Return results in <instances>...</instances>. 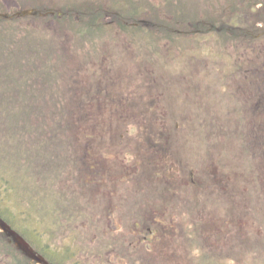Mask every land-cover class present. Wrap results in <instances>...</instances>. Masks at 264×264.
Returning <instances> with one entry per match:
<instances>
[{"label": "flooded vegetation", "instance_id": "obj_1", "mask_svg": "<svg viewBox=\"0 0 264 264\" xmlns=\"http://www.w3.org/2000/svg\"><path fill=\"white\" fill-rule=\"evenodd\" d=\"M37 1L40 3L41 0L31 2L36 5ZM105 1L103 0V2ZM166 1L168 4L164 6L165 0H129V6L123 11H129L130 20L110 19L107 22H99L105 24V34L107 33L103 34L105 36H100L104 40L100 45L101 49L99 47L98 51L83 53L82 67L77 69L76 75L73 74V85H71L79 94V98L74 101L75 106L98 108V116L90 115L82 121L76 117L71 118L70 122L82 130L72 132V134H76L72 138L66 133H61L59 137L58 132H54L50 139L57 138L60 142L62 138L67 139L69 147L62 148L60 143V152L53 153L56 155L55 162L45 163L49 159L45 154L40 159L39 183L41 180L45 181V189L40 193L38 204L41 201V206L38 208L36 216L40 221L46 218L43 215L47 214L43 206L45 200L43 195L46 192H51L50 195L60 210V216L48 230L49 237L57 236L56 227L62 226L65 238H71L80 233L74 223L78 214H81L82 219L92 218L95 220L93 226L97 229L92 239L96 236L100 237V244L98 243L95 249L98 250L99 246H102L104 251L111 252L115 264H212L211 262L217 261L216 259L219 257L216 252L228 251L225 252L227 255L231 253V250L228 249L230 248L228 242L232 239L231 231L224 233L222 230H214L210 227L214 223L213 217L206 223L208 217L202 221L203 218L197 217V211L194 210V214L190 213L191 209L186 211V208L206 203L203 196L210 197L208 203H218L222 197L224 199L232 191L233 181L237 180L233 176V166L231 163L227 165L223 161H219V164L215 163L217 151L239 153L247 148L252 153L253 159L257 157L259 160L260 169L258 167V170L262 174L260 190L264 192V65L260 68L241 71L244 98L241 92L242 99H240V105H236L237 111L232 113L235 117L232 122L257 123L253 131L248 134L247 140L240 141L243 148L236 147L238 137L242 136L241 129L232 130L225 133L226 135L215 130L217 129L215 124L221 119V116L211 117L205 122V127L210 129L209 132L204 131V125L200 127L203 130V148H198V144L193 141L196 140L198 143L197 135L192 136L196 147H192L186 140H181L179 132L182 131L179 129L184 128L182 124H191L192 119L199 118L196 113H193L192 106L186 102L189 99H194L197 90L202 89L203 86L197 87L193 84L186 86L185 81L189 76L184 78L185 81L182 80L184 85H171L170 73L161 71L162 73L159 74L157 70H153L151 59L154 49L153 32L137 30L138 27L148 28L160 24L162 27H169L153 21V14L158 13L156 10L166 11L167 8H171L180 11L177 0ZM211 1L205 5L207 9L200 10L196 19L193 20L195 27L197 24H207L209 28L216 27V22H219L223 17V10L226 15L229 13L232 17L238 18V15L234 13L233 5L224 3V8L219 12L212 7ZM235 1L237 0H233V2ZM241 1L247 6V9L243 11H249L248 7L252 3L257 4V12L264 13V0ZM68 2L83 10L85 6L91 4L89 0H68ZM11 3L15 6L18 5L15 0L12 2L4 0L8 9L11 8ZM154 5L162 7H155V10L153 9ZM95 7L96 5H94V9ZM122 7L121 0L116 1V6L108 1L107 4L98 6V10L107 13L110 8L112 14H117L118 9ZM242 14L244 15V13ZM185 20L180 19L179 21L182 24ZM50 21L54 22V20ZM88 21H81L80 24L83 27ZM171 21L176 22L175 20ZM176 23L179 25L178 21ZM221 24L219 28H231V31L225 29V36L223 34L220 36V38L223 36L230 39L229 43H244L250 38H258L253 36L248 28L242 27L239 31V27L234 24L227 25L228 23L225 22H221ZM255 24L262 28L259 34H264V26L258 25L264 24V17ZM243 25L246 23L243 22ZM250 26L249 21L248 27L250 28ZM172 30L180 32L179 29L173 28ZM154 32L157 30L155 29ZM229 32H236L237 35H232ZM183 36L180 38H185ZM238 37H241V40ZM129 38L132 44L136 42L139 45H144L143 50L138 51L137 45L133 44V53L126 52L130 47L125 41ZM158 38L156 43L159 45L165 44L164 41L168 38L178 39L175 36H160ZM183 41L181 40V42ZM104 44L111 46L104 47ZM147 48H149L148 51H146ZM116 49L119 51H114ZM164 54L159 52L156 59ZM6 55L10 56V53L5 51L2 56L0 53V80L4 81V87L8 90L3 96L5 91L3 92L0 87L2 94L0 105L4 102L7 108H23V110L21 116L15 118L16 124H11L7 120L1 122H3V129L6 133L11 127L13 131H21V137L24 138L26 135L25 108L73 107V104L72 101H66L65 105V100H58L54 87H49L50 95L42 100V88L46 86L41 84L40 77L36 78L34 83H31L29 78L26 83V71L23 67L21 72L16 69L17 74L13 75V79H11L7 71L10 62ZM36 70L35 73L38 74L40 71ZM187 73L195 74V72ZM251 75L255 80L249 83L248 77ZM77 83L86 89H77L75 86ZM94 84L97 85L95 89L93 88ZM256 88L260 92L256 93L254 90ZM189 91L192 94L188 93ZM252 91L255 94H251ZM251 95L253 102H249ZM215 96L216 94L212 93L211 100L217 99ZM224 96L226 97L225 94ZM194 102L198 104V102ZM212 106L215 105L210 104L204 107L201 102L199 114L202 119H207L208 109ZM227 106L225 105V108ZM37 113L39 120H31L37 124H42L44 121L46 124L53 125L57 122L56 120L54 122L52 117L47 118L41 116L40 112ZM185 119H189V121L186 123ZM118 121H122L124 125L129 124L128 127L131 131L128 128L117 131ZM93 123L98 124V132L87 131ZM189 132L191 133L192 129ZM41 135L40 131H36L33 137ZM221 138L227 139L226 144H228L222 146L219 143ZM96 139L100 140L98 146L94 143ZM217 140L219 141L217 142ZM74 145L79 147L74 148ZM117 150L119 153L116 152ZM121 150L130 154L127 156L121 153ZM79 152L80 154H78ZM66 154H69L70 158ZM85 157L94 158L92 162L95 164L85 161ZM128 158L133 160L131 161L133 164L127 163L130 162ZM203 161L207 162L206 165L203 164ZM52 163L55 164L54 178L50 177L51 174L47 176L46 173L49 171L47 165ZM123 165L126 166L123 167ZM41 166L46 168L42 169ZM222 167L226 169L225 172H222ZM206 168H208L207 171ZM247 171L250 170L247 169ZM48 177L50 180L47 179ZM53 180L56 182L55 187L51 186ZM90 183L100 185L101 188L97 193H93L95 198H91L89 195L90 200L88 201L85 199L83 187ZM109 183H113V186H107ZM116 183L119 186L117 196L115 195ZM224 201L229 202L230 200L224 199ZM4 213L0 212V220L8 228L4 229L0 226V264H39L35 258L28 256L17 246L14 235L16 238H23L32 253L36 257L45 258L47 264H69L58 258L57 250L48 248L46 244L43 245L38 236L34 234L31 236L30 233H27V230L30 229V226L25 222L28 216L22 219L7 212ZM56 214L58 213H51L54 217ZM216 234L224 238L222 240L225 244H219L217 240L203 244L207 236ZM205 247L207 248L205 249ZM260 251L257 253L258 256H261ZM110 263L108 262V264ZM229 263L232 264L233 261H229Z\"/></svg>", "mask_w": 264, "mask_h": 264}, {"label": "rangeland", "instance_id": "obj_2", "mask_svg": "<svg viewBox=\"0 0 264 264\" xmlns=\"http://www.w3.org/2000/svg\"><path fill=\"white\" fill-rule=\"evenodd\" d=\"M7 1L12 2V0ZM15 1L18 5L15 6L13 3H11L12 6L10 9H8L4 4V0H0V13H7L8 10H15L19 7L25 10L30 9L35 10V12L37 11V8L35 7H38V4L35 5L32 3H28L29 0ZM89 1H91V4L85 6L84 10L82 8L75 7L74 4H70L68 0H61L56 4L55 1L49 0L44 4H40L41 7L42 5H44V9L38 11L43 12L49 11L48 9L53 10V17L44 15L41 18L37 16L38 14H27L11 18H0V49L2 51L5 47L9 48V44L11 43V41H14L16 43L19 48L18 50H16V52L21 54L19 58V67H16V69L21 72L22 67L24 68L25 66L26 69L31 70L28 64H31L33 66L40 64V72L36 74L32 71V75L30 76V82H35L36 78L39 79V77L40 79H42V81H44L45 84L48 81L52 83L57 82L55 83L57 89H55L58 93V99L60 101L65 100V105L66 101H72L73 104V107H33L24 109L25 114H27L25 116V122L26 124L30 123L28 125L30 130H34L36 129V127L40 126V132L43 131V134L49 133V137L37 136V140L30 137V133L27 132V129V134L24 139H21V135L19 136V138L15 137V134L11 135L13 137H10V134H8V136H4L3 133L5 131L3 129L2 123L7 120L10 121L11 124H16L17 120H15V118L21 116L23 108H18L17 111L15 110V108H9L11 109L9 111V114H4L6 110L4 102L0 105V212H7L8 214H13L17 218L21 217L22 219L28 216L25 220L26 224L30 226V229L27 230V233H30L31 236L33 234L38 236L41 239L43 245L46 244L48 248L52 250H57L58 258H60L65 263L68 262L69 264H108V262H111L110 264H115L112 260L113 256L111 252L104 251V247L102 246H99L98 250L95 249L96 245L98 243L100 244V237L98 238L96 236L92 239V237L97 232V229H95L93 226L95 220L92 218L86 219L85 217L84 219H82L81 214H78V216L74 220V223L77 225L78 231L80 230V233L74 235L71 238H65L62 226L56 227L57 236L52 235L51 237H49L48 230L50 229L51 224L56 220L57 217L60 216V210L58 207H56L54 199H52V196L50 195L51 192H46L45 195H43V199H45L43 201V206L45 207V211L47 212V214L43 215H45L46 218L40 221L36 216L38 208L41 206V201L38 204V199L40 197V193L45 189V181L41 180V182L39 183L40 159L42 155L45 154L49 158L48 161H46L45 163H48L50 161L55 162L56 155H53V153L60 152V143L62 144V148L69 147V140L62 138V141L60 142L57 138L50 139V137L54 132L66 133V135L70 136L71 138L75 136L76 134H72V132L77 131V127H75V125L70 122L71 118H84L85 113L83 112L86 110H84V108H80V106H75L74 101L79 98V94H77L78 92L71 85H73V74L75 73L76 75L75 69L76 67H78V65L75 66V64L82 61L80 59L83 57L81 52L85 51V49L87 50L88 47L86 45L85 49L84 47H77L74 50V45H79V42H77L76 40L77 29L68 27L67 24L75 23L76 25H79L81 21L90 20L96 15V18H98L99 22H107L110 19L117 20V15L112 14L110 8L107 13L105 11L98 10V6L104 3L107 4V0L105 2H103V0H100V2H98V0ZM255 1L258 2V0H252V2ZM177 2L180 11L177 9H173L171 12L156 10L155 7L162 6L154 5L153 9L158 11L159 16H157L158 19L154 18L153 21L168 25L170 29H173L175 27L184 31L189 29L197 30H192L190 34L185 33L187 34L186 36H183L185 38L177 39V41L179 42L180 40H184L185 50L178 49V46L175 45V43L167 44L172 42L170 38L164 41L165 44H158L156 46V42L159 39L158 37L171 36L172 33L161 35L160 29L159 33L153 32V44L155 46L152 53L153 58L151 59L155 60L159 52L165 53L167 61L163 63L162 61H160V59L158 60L159 65L157 64L158 66H156L167 68L160 69L161 71L169 70L168 73H170L169 80L171 79V85H184L182 80L185 81L184 78L186 76H189V78L185 81L186 86L191 84L197 85V87L203 86L202 89L197 90L194 99H189L186 102L187 104L192 106L193 113H196L199 118H196L195 120L192 119V123L190 122L191 124H182L184 128L181 127L179 129L180 131H182L181 133L179 132V138L181 140H186L188 144L192 145V147H196V145H194L193 143L194 141L195 144H198V148H203V130L200 127L204 125V131L209 132L210 129L205 127V122L208 121L211 117L215 118L221 116V119L218 122L215 121V126L217 127V129L215 130L219 131L223 135H226L225 133L227 132L241 129L242 136L238 137L239 139H237L236 141V147L243 148V144H241L240 141L242 140V142H244V140H247L246 138H248V134L253 131V128L257 125V123H234L232 122V119H235V117L232 115V113L233 111H237L236 105H240V99H242L241 92L244 98L242 76L243 70L256 69L264 65V34L260 35L259 33L262 31V28L259 26H255L257 24H255V22H258L264 17V13L257 12V4L251 3L248 7L249 11H243L247 9V6L241 0H237L235 2H233V0H212V7L216 8L219 12L222 8H224L225 4L233 5V8L235 10L234 13L238 15V18L234 16L232 17L229 13L226 15L223 10V17L220 19L219 22H216V27L210 29L207 24H197V27H195V23H193V20L191 19L197 16L200 10L207 9L205 5L208 4V0H177ZM167 4L168 2L165 0L164 6H166ZM94 5H96L95 9ZM63 12H65L66 14L64 15ZM242 13H244V15ZM57 14L61 15L58 16ZM178 14H180L182 18L189 17L190 19H186L181 24L179 21L180 19L177 16H174V18L172 17L173 19L168 17ZM45 19H54V22L47 23V20ZM244 19H246L247 21H245ZM171 20H175L176 22L178 21L179 25H177L176 22L173 23V21ZM242 21L245 22L246 25H243ZM249 21L251 24L250 28L248 27ZM221 22L228 23L227 25L234 24L239 27V31H241L242 27L248 28L250 29L251 34L253 36H257L258 38H250L244 43H229L230 39H226L223 36L220 38V36L222 34H225V32H221L223 29L231 31V28H219ZM188 23L191 24L189 25ZM36 25L40 26L42 32H44L43 34H47L48 39H50L51 43L53 44L51 46L56 47V45H54L56 43L57 46L59 45L61 47V51L59 50V47L56 52L58 53V55H60L61 53V58L56 57V59H53L52 57L50 59H44L38 56L37 60L33 59L32 57H27V60L23 61V55L26 54V46L24 47V44L28 45L29 47H33L31 48V50L35 49L34 45L37 43V40L39 38L36 35L29 36V34L27 33L32 32ZM258 25L264 26V24ZM103 30H105V28H103ZM229 33H232V35H237L236 32ZM173 34L176 35L175 33ZM238 38H240L239 40H241V37ZM101 41L102 43L104 42V40L102 39ZM247 42H249V46L246 45ZM102 43H97L95 45V48L93 49L98 50ZM125 43L130 47L127 48L126 52L133 53V44L137 45L136 49L138 51L143 50L144 45H139L136 42L132 44L130 38L126 39ZM70 45L72 46L69 47ZM88 46L92 47L91 44H88ZM106 46L111 45L104 44V47ZM148 49L149 48H147L146 51H148ZM63 50L67 54L65 53V55H63ZM114 51L119 50L116 49ZM31 52L33 53V51ZM69 52L70 54H68ZM181 52H184L182 53V56H184V61L179 58L181 57ZM2 55H4V52L1 53V56ZM73 56H75V64ZM6 57H10V60H14V56L6 55ZM34 57H37V55L34 54ZM62 59L63 61H61ZM23 62L25 63L23 64ZM45 65H50L51 67L55 68L46 70ZM1 66L3 67V64ZM217 67H222V69H224V76L225 80L227 81L226 88L229 91V93L225 94L226 97L224 96V91L220 86V74H216L215 69H217ZM184 69H191V72H195V74H188L187 71ZM160 70L157 69V73L161 74L162 72ZM15 74H17V70L15 71ZM248 79L249 83L254 82L255 80L253 79L252 75L249 76ZM0 85L3 92L5 91L4 93L2 92L4 96L8 90L6 89V87H4V81L1 82L0 80ZM50 86L53 85H49L48 87L46 86L45 88H42V100L50 95ZM75 86L77 87V89H86L85 87H81L79 83H77ZM61 87L65 91L64 96L59 94L58 88L60 90ZM93 88H97V85L94 84ZM143 89H145V87H143ZM254 90L256 93L260 92L257 88ZM188 93L192 94L191 91H189ZM212 93L216 94L215 97L217 99L211 100L210 95ZM251 94L255 93H253L252 91ZM223 96L224 98H222ZM0 97H2L1 93ZM194 101L198 102V104H196ZM250 101L253 102L252 95L249 97V102ZM201 102L203 103L204 107H207L210 104L215 105L208 109V115L206 116L207 119H202L201 115L199 114V107ZM225 105H228L227 108H225ZM95 111L99 113L98 108H96ZM185 111L189 113L187 110ZM35 112H40V114H43L47 118L52 117L51 119H53L54 122L55 120L57 122L50 126H46L43 123L42 125L37 124L31 121L35 119L39 120V117L36 116ZM185 121L187 123L189 119H185ZM116 129H118L117 131L125 129L122 121H118V127ZM191 129L192 132L190 133L189 130L191 131ZM87 131L98 132L99 129H97L96 127V129L92 130L91 127H89ZM117 131H114V133H117ZM232 133L233 132H231V134ZM194 135L198 136V143L196 140L192 141V136ZM229 137L232 138V136ZM218 141L219 140H217V142ZM227 141V139L221 138L219 143H221L222 146H225L228 144H226ZM99 142V139L94 140L96 146L99 145ZM73 147L78 148L79 146L74 145ZM55 149H57L58 151H56ZM80 152L78 154H80ZM116 152L119 153L118 150ZM121 153H124L127 156L130 154L129 152H122V150ZM66 155L70 158L69 154ZM94 158H96V155H94ZM118 158L120 159V157ZM93 159H88L85 157V161L92 162ZM128 159H130V162L128 161L127 163H129V165L133 164L131 162L133 160L131 158ZM135 159L136 157L134 158V160ZM219 161H223L227 163V165L231 163V166H233L232 169L234 170L233 176L234 178H237V180L233 181V187L232 191H230V194L224 197V199L230 201H224L222 197L221 199L217 198L220 199V202L218 203H208L210 197L203 196L206 199V203L197 204L193 207H189V209L186 208V211H189L191 209V214H194V210L197 211V217L203 218L202 221L205 217H208V221H206V223H208L211 217H213L214 223L210 225L212 229L222 230V232L224 233L226 231H231L232 233V239L228 242L230 245V248L228 249L231 250V253L227 255V253L225 252L228 251H224L222 253L216 252L219 257L216 259L217 261H212V264H230L229 261H233L232 264H264V192L260 190V178L262 177V174L258 170V167L260 169V166H258L259 160L257 159V157L256 159H253L252 153L246 148L245 151L239 153H227L226 151L222 153L220 151H217V158L215 160V163L219 164ZM92 163L95 164L94 162ZM206 163L207 162L203 161L204 165H206ZM125 166L126 165H123V167ZM209 166L215 167L212 165ZM41 168L45 169L46 167L41 166ZM47 168L49 170L46 172L47 176L51 174L50 177L54 178L55 164L52 163L51 165H47ZM221 169L222 172L226 171L224 167H222ZM247 169H249L250 171H247ZM207 170L208 168H206V171ZM50 177H48L47 179L50 180ZM55 183V180H53L51 182V186L55 187ZM109 185L113 186V183L107 184V186ZM100 188V185L92 183H90L88 186L83 187L85 199L89 201V195H91V198H95L93 193H97ZM115 189V195L117 196V190L119 189L117 183L115 184ZM51 213L58 214H56L54 217V215H51ZM51 217L53 218L51 219ZM83 221L85 222L83 223ZM203 224L204 222L202 223V227ZM222 239L224 238L218 234H216L215 236H207L203 244H208L211 240H217L219 244H225V242H223L224 240ZM206 248L207 247H205V249ZM65 250L67 252V256ZM259 251L261 252V256L257 255Z\"/></svg>", "mask_w": 264, "mask_h": 264}, {"label": "trees", "instance_id": "obj_3", "mask_svg": "<svg viewBox=\"0 0 264 264\" xmlns=\"http://www.w3.org/2000/svg\"><path fill=\"white\" fill-rule=\"evenodd\" d=\"M112 2H116V1H119V0H111ZM121 2L123 3V7L122 8H120L119 10H118V13L117 14H114V15H117L116 17H117V20H119L120 19V21L122 20V19H124V20H130L131 19V17L129 16V11H123L125 8H127L128 6H129V0H121ZM66 12V11H65ZM65 12H63V14L65 15L66 13ZM126 13H128V14H126ZM158 15L157 14H153V19L155 18H157L158 19V17H157ZM97 17V15L96 16H94V17H92L88 22H86L85 23V25L83 26V27H76L75 29H77V38H76V40H77V42H79V46H81L82 48L84 47H86V45H87V47H91V46H88V44H91L92 45V47L91 48H95V45L97 44V43H102V41H101V38H100V36H102L103 34H105V30H103V28H104V25L105 24H103V23H99V20H98V18H96ZM119 24L120 25H123L124 26V24H122V23H120L119 22ZM163 25H165V24H163ZM157 30V32L159 33V29H160V34L161 35H163V34H167V33H174L173 31H172V29H170L169 27H163L162 28V25L160 24V25H153V27H148V28H146V27H138V29L137 30H141L140 32H148V33H151V32H154V30ZM221 32H225V29H223ZM28 34L29 35H36V33H32V32H28ZM97 34H101V35H97ZM107 34V33H106ZM105 34V35H106ZM105 35H103V36H105ZM36 36H38L39 38H38V40H37V43L34 45V47H35V49H32L31 50V48H33V47H30V50L31 51H33V52H37V53H39V54H44V55H46V56H48V57H50V58H52L53 57V59H56V57H59V58H61V53H60V55H58V53H56L57 52V49L60 47L59 45L58 46H56V47H53V46H51L50 44H49V41H50V39H48V36H47V34H43V33H38ZM223 36H225V34H223ZM79 40V41H78ZM12 42V41H11ZM14 42V41H13ZM14 44H15V46H17L16 45V43L14 42ZM48 45V46H47ZM26 46V47H25ZM24 47L25 48H28L29 46L28 45H26V44H24ZM10 48V47H9ZM60 51H61V47H60V49H59ZM9 52L10 53H12V52H14V51H11L10 49H9ZM62 54H63V52H62ZM29 58H30V56H29ZM24 60H27V58L26 57H23V61ZM10 61H12V62H16L17 63V59H14V60H10ZM62 61V60H61ZM44 62V61H43ZM25 62H23V64H24ZM16 66V65H15ZM31 68H34V69H41V66L40 65H35V66H32ZM52 67L51 66H45V69L46 70H50ZM44 69V68H43ZM28 72H31L30 70H27ZM26 83H28V82H26ZM31 83H34V81H31ZM95 109L96 108H92V109H90L92 112H91V114L92 113H95V114H97L96 113V111H95Z\"/></svg>", "mask_w": 264, "mask_h": 264}, {"label": "water", "instance_id": "obj_4", "mask_svg": "<svg viewBox=\"0 0 264 264\" xmlns=\"http://www.w3.org/2000/svg\"><path fill=\"white\" fill-rule=\"evenodd\" d=\"M24 13H28V12H24ZM1 226L5 229V226L3 224H1ZM14 235V234H13ZM14 238L16 240V244L17 246L22 249L24 252H26V254L32 258H35L37 261H39L41 264H46L45 261L42 258L36 257L31 249L28 247V245L22 241L20 238H16L14 235Z\"/></svg>", "mask_w": 264, "mask_h": 264}, {"label": "bare ground", "instance_id": "obj_5", "mask_svg": "<svg viewBox=\"0 0 264 264\" xmlns=\"http://www.w3.org/2000/svg\"><path fill=\"white\" fill-rule=\"evenodd\" d=\"M43 1H44V3H45V2H47V1H49V0H43ZM53 1H55V4H56V3L60 2L61 0H53ZM40 9L43 10V9H44V5H42V7H40ZM63 51H64V50H63Z\"/></svg>", "mask_w": 264, "mask_h": 264}]
</instances>
